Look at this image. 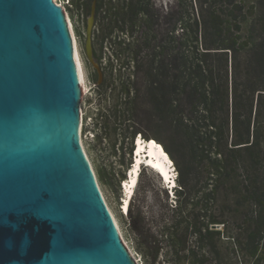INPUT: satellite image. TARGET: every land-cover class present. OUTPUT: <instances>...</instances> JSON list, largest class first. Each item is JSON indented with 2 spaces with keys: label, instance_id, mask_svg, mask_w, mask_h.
<instances>
[{
  "label": "water",
  "instance_id": "1",
  "mask_svg": "<svg viewBox=\"0 0 264 264\" xmlns=\"http://www.w3.org/2000/svg\"><path fill=\"white\" fill-rule=\"evenodd\" d=\"M86 90L58 0H0V264H138L81 145Z\"/></svg>",
  "mask_w": 264,
  "mask_h": 264
},
{
  "label": "trees",
  "instance_id": "2",
  "mask_svg": "<svg viewBox=\"0 0 264 264\" xmlns=\"http://www.w3.org/2000/svg\"><path fill=\"white\" fill-rule=\"evenodd\" d=\"M71 1L79 7L84 0ZM126 5L114 15H123L128 6L132 19L148 10L147 0ZM255 11L254 5L247 8L243 0H178L170 14L160 15L165 37L146 26L141 44L130 53L141 75L136 97L130 99V79H120L119 97H124L125 109L104 107L99 115L106 123L113 115L120 120L140 118L146 129L159 124L156 139L180 167L174 188L181 185L176 208L179 219L167 229L176 230L186 223V229L211 248L215 247L211 239L222 235L216 228L229 226L227 208L236 207L241 219L256 222L257 231L264 234L263 10L251 34L245 37L242 33L244 20ZM123 53L122 49L118 56ZM140 129L132 134L133 139L142 134ZM208 182L215 183L211 192L200 202H190L192 186ZM224 191L228 194L224 212L210 213L209 202H219ZM190 205L193 210L188 213ZM133 230L142 233L135 225ZM250 238L254 241L257 235ZM258 248L253 257L259 258ZM188 260L192 264L212 262L200 256Z\"/></svg>",
  "mask_w": 264,
  "mask_h": 264
},
{
  "label": "rangeland",
  "instance_id": "3",
  "mask_svg": "<svg viewBox=\"0 0 264 264\" xmlns=\"http://www.w3.org/2000/svg\"><path fill=\"white\" fill-rule=\"evenodd\" d=\"M135 1L137 0H108L110 7L112 9L116 8L113 12L122 11L127 6L126 4L131 5ZM243 1L247 8L253 5L256 8L255 15L246 18L242 24V33L245 37H248L252 29L255 28L262 10L264 13V0ZM177 2L178 0H156L153 5L164 17L165 14L171 13ZM60 3L65 7L77 35L89 89L88 95H84L86 112L88 116L94 119L93 123H95L89 130L93 132L96 138L93 135H87L83 137V140L106 201L113 209L128 244L140 262L142 264H192L188 257L200 256V258L204 257L212 260L210 264H264V248H262L264 234L257 231L256 222L251 223V221L241 219V214L236 207L225 209L229 226L227 228H223V226L216 228V230L221 231L222 235L216 239H211L215 245L213 248L202 245L205 242H199V238L194 235L193 231L186 229V223L179 225L176 230L171 229L169 231L167 228H170L173 222L179 219V209L176 210V208L181 185L178 184L179 189L167 191L168 187L162 184L157 173L152 169L142 168L140 170L137 187L130 202L131 207L130 204L128 207L130 213L129 215L123 213L125 194L122 188L135 163L134 151L131 154V150L136 145L134 144L136 138L133 139L132 134L136 129L141 128L142 134L139 132L138 137L146 136V140H153L164 148L163 143L156 139L160 131L159 124L155 123L152 127L146 129L140 118H129V120L128 118H122L120 120L115 119L112 115V118H108L107 123L105 121L107 119H99L100 128L96 117L98 113L100 115L104 107L106 109L117 105L119 110L125 109V99L123 96L119 97L122 86L121 80L125 79L124 81H127L130 79L133 87L131 88L130 99L137 95L141 75L138 74V69H136L139 64L137 61L136 64L132 62L135 59L130 53L134 52L143 40L142 26L140 22H134L135 19L144 20L142 12L140 11L135 18H131V33L129 39L126 37V45H117L114 46V49L110 48L106 51L105 66H102L105 69L102 82L104 86L100 87L97 72L89 63L85 54V33L93 0H84L79 7L74 5L71 0H60ZM161 25V33L164 38L167 33L164 20ZM156 29L158 32V27ZM156 29L154 28L153 31ZM122 49H125L126 54L118 56ZM144 57H146V51L141 55V59ZM129 59L131 60L130 63ZM98 135L102 137L99 138ZM171 163L176 167L175 172L172 169V174L177 185L176 178L178 176L180 179V167L173 158H171ZM214 186V182L193 185L190 202L202 201L203 195L209 194ZM200 190L202 191L200 192ZM227 199L228 194L224 191L219 202H209L211 206L210 213H223V208L228 203ZM179 205L180 203L178 207ZM192 210L193 206L190 205L187 212H192ZM253 211L256 212L257 208H254ZM252 214L253 212H250V218ZM134 225L142 231L141 235L134 232ZM254 233L257 235V239L252 241L250 237ZM178 239L182 240L181 243L179 242L180 244H176ZM258 241L261 243L260 246H258ZM257 247H259L257 253L259 258L252 255Z\"/></svg>",
  "mask_w": 264,
  "mask_h": 264
},
{
  "label": "bare ground",
  "instance_id": "4",
  "mask_svg": "<svg viewBox=\"0 0 264 264\" xmlns=\"http://www.w3.org/2000/svg\"><path fill=\"white\" fill-rule=\"evenodd\" d=\"M58 5H59L60 9L62 10V12H63V14H64V16L68 22V25L70 27V30L72 32V35H73V38L75 41L76 52L78 54V57L81 61L82 66L84 68V63L82 60V56L80 54L81 52L79 49V43H78L76 32L74 30V26L71 22L69 15L67 14L65 7L60 3V0H58ZM88 92H89V89H88V85H87V90L84 92V95L85 94L88 95ZM139 137L140 138H138V136H137L135 139V142H134V144H136L135 148H134V154H133V156L135 157V159H134L135 166L132 167V171L128 175V178H127V180H126V182L122 188L123 193L125 194L124 201H123L125 211L128 210L129 204L131 202V199H132L133 194H134L136 187H137V183L139 180V172L144 167V164H146L145 166L147 168L153 169L157 173V176L159 177L160 181L162 182V184L165 187L175 188L177 186L176 181L174 179V175L172 174L171 166L174 164L171 163L170 155L164 150V148L159 143H157L153 140L148 141L143 136H139ZM80 141H81V145H82L86 155L88 156L90 162L93 165V162L90 158V155H89L87 148H86V145L84 143L81 131H80ZM93 167H94V165H93ZM94 170H95V168H94ZM101 190H102V188H101ZM108 206H109L110 211L112 213V216H113V218H114V220L118 226V229H119V232L121 234L123 242L125 243V245L129 249L131 254L134 256L137 263L142 264L140 262V260L138 259V257L136 256V254L134 253V251L132 250V248L130 247V245L128 244L113 209L110 207L109 204H108Z\"/></svg>",
  "mask_w": 264,
  "mask_h": 264
},
{
  "label": "flooded vegetation",
  "instance_id": "5",
  "mask_svg": "<svg viewBox=\"0 0 264 264\" xmlns=\"http://www.w3.org/2000/svg\"><path fill=\"white\" fill-rule=\"evenodd\" d=\"M154 1L156 0H147L148 10L142 11L144 20H134V22H140L142 34H144L143 32L147 26V30L150 32L158 27V33L161 35V12L154 8ZM94 2H96V15L93 30V52L96 61L104 72L105 69L102 68V66H105L104 59L107 55L106 51L110 50V48L114 49V46L117 45H126V37L129 39L131 33V17L129 6L126 11L123 12V15L120 14L119 17H117L113 13L115 9L110 7L108 0H93V3ZM135 12L138 11L135 10ZM123 52V54H126L125 49H123Z\"/></svg>",
  "mask_w": 264,
  "mask_h": 264
},
{
  "label": "built area",
  "instance_id": "6",
  "mask_svg": "<svg viewBox=\"0 0 264 264\" xmlns=\"http://www.w3.org/2000/svg\"><path fill=\"white\" fill-rule=\"evenodd\" d=\"M98 119H99V114H97V117H96V120H97V122H98ZM81 121H82V123H81V129H80V131H81V134H82V136L84 137H86L87 135H93V132H91L90 130H89V128L93 125V124H95V123H93V121H94V119L91 117V116H88V113L86 112V103H85V99H84V102H83V108H82V118H81ZM95 131V130H94ZM98 134V133H97ZM94 137H95V135H93ZM96 138V137H95ZM146 165V164H145ZM176 177V176H175ZM177 178H178V176H177ZM176 178V179H177ZM125 213H127V212H125Z\"/></svg>",
  "mask_w": 264,
  "mask_h": 264
}]
</instances>
